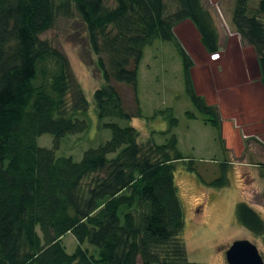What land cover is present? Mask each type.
Here are the masks:
<instances>
[{
	"label": "trees",
	"instance_id": "trees-1",
	"mask_svg": "<svg viewBox=\"0 0 264 264\" xmlns=\"http://www.w3.org/2000/svg\"><path fill=\"white\" fill-rule=\"evenodd\" d=\"M174 2L175 12L166 15L163 0H0V264H199L187 261L181 239L174 170L183 158L172 134L177 121L171 110L160 112L169 125L167 141L140 143L128 125L139 109L129 113L115 85L130 87L138 106L143 49L155 40L173 43L185 92L222 144L220 113L196 94L191 60L173 32L187 20L206 52L217 53L213 18L203 0ZM58 18L77 19L97 58L103 84L93 104L100 127L110 131L109 140L78 162L36 143L47 134L57 145L89 126L88 102L67 58L41 39ZM232 24L254 51L264 89V0H236ZM226 184L224 176L214 182ZM235 216L264 247L259 215L241 202ZM66 234L78 243L71 254L62 244Z\"/></svg>",
	"mask_w": 264,
	"mask_h": 264
},
{
	"label": "rangeland",
	"instance_id": "rangeland-1",
	"mask_svg": "<svg viewBox=\"0 0 264 264\" xmlns=\"http://www.w3.org/2000/svg\"><path fill=\"white\" fill-rule=\"evenodd\" d=\"M163 1L166 15L175 12L177 6L174 0ZM235 1L203 0L218 33V50L224 53L229 66L233 68L230 76L233 74L239 81L246 68L249 71L255 69L256 56L232 24ZM256 1L252 0L253 3ZM173 32L192 66V57L200 58L201 54L207 53L189 21L176 24ZM41 39L67 58L74 82L88 102L89 126L84 133L62 137L57 145L53 137L47 134L38 137L36 143L40 148L53 149L56 157H70L78 162L83 152L96 148L110 138V131L101 128L97 121L92 98L94 91L103 84L96 66L97 58L90 52L85 34L76 18H58ZM193 70V86H197L198 72ZM115 85L124 100L126 110L135 114L137 107L139 109V116L132 118L128 125L137 131L140 143L150 138L156 145L167 141L168 135L164 133L169 125L160 116V112L171 110L177 121L172 134L176 137V148L183 159L175 164L174 184L183 215L181 239L187 261L227 264L225 253L236 240H247L254 244L264 261L262 240L245 231L237 223L235 216V207L242 202L250 206L264 221V178L257 180L258 167L264 170V146L251 136L254 130L246 128L239 133L238 140L245 147L241 157L225 151L224 141L220 143L216 129L204 121V117L196 111L187 96L182 59L170 42L155 40L143 49L136 81L138 106L130 87ZM215 107L220 113L221 123L225 119L231 121L228 109L220 112ZM186 113H193L196 118L189 119ZM232 123H235L234 120ZM261 175L263 176V172ZM222 176L226 178V186H214V182ZM251 176L255 179L254 184L250 181ZM62 244L67 254H71L78 245L70 234L62 238ZM82 248L89 254L96 255L94 248L87 244L82 245Z\"/></svg>",
	"mask_w": 264,
	"mask_h": 264
},
{
	"label": "crops",
	"instance_id": "crops-1",
	"mask_svg": "<svg viewBox=\"0 0 264 264\" xmlns=\"http://www.w3.org/2000/svg\"><path fill=\"white\" fill-rule=\"evenodd\" d=\"M217 54L219 57L216 61H211L212 54L208 53L201 54L200 58L192 57V67L198 72V84L197 86L194 84V90L197 95L204 98L208 105L217 106L220 112L226 109L230 111L231 121L222 120L221 138L224 141L225 151L241 157L245 147L238 139L239 133L243 129L254 130L252 132L254 134L251 136L264 146V89L260 83V74L255 58V69L249 71L246 68V71L241 75L242 78L237 81L233 74L230 76L233 68L231 69L229 66L230 63L224 53L218 50ZM193 69L191 68L190 71L192 82ZM232 120L235 123H232ZM237 123L239 124L236 125ZM261 172H263V176ZM257 177V180L264 178L263 168L258 167ZM240 178L239 181L242 180ZM253 180L255 179L251 176L252 184H254Z\"/></svg>",
	"mask_w": 264,
	"mask_h": 264
},
{
	"label": "water",
	"instance_id": "water-1",
	"mask_svg": "<svg viewBox=\"0 0 264 264\" xmlns=\"http://www.w3.org/2000/svg\"><path fill=\"white\" fill-rule=\"evenodd\" d=\"M227 264H264L257 247L247 240L234 241L225 253Z\"/></svg>",
	"mask_w": 264,
	"mask_h": 264
},
{
	"label": "built area",
	"instance_id": "built-area-1",
	"mask_svg": "<svg viewBox=\"0 0 264 264\" xmlns=\"http://www.w3.org/2000/svg\"><path fill=\"white\" fill-rule=\"evenodd\" d=\"M217 58H218V55H217V54H213V55L211 56V60H212V61L217 60Z\"/></svg>",
	"mask_w": 264,
	"mask_h": 264
}]
</instances>
